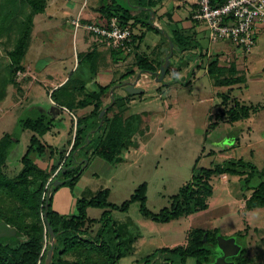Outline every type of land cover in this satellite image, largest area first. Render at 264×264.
Instances as JSON below:
<instances>
[{
	"label": "rangeland",
	"instance_id": "obj_1",
	"mask_svg": "<svg viewBox=\"0 0 264 264\" xmlns=\"http://www.w3.org/2000/svg\"><path fill=\"white\" fill-rule=\"evenodd\" d=\"M114 1L127 8L137 6L139 2V0ZM101 3L102 0H54L53 4L49 2L44 13L35 15L32 42L24 60L34 69L31 70L33 75L27 77L35 81L30 88L23 90L14 87L11 81L19 84L18 79L23 76L17 73L14 78L10 59L5 54L8 66L7 72H3L6 75L0 76V138L9 132L18 138L19 142L3 167L4 173L10 177L18 174L22 168L21 157L30 143L32 132L22 127L19 119L35 117L39 111L54 118L60 114L58 138L53 142L51 134L43 138L52 144L57 143L60 148L68 144L70 136L72 138L69 132L71 122L74 123L77 117L90 112V106L71 109L61 107L55 104L51 96L54 85L61 79H68L71 73L73 81H70V88H82L81 85L84 84L86 93L95 89L99 83L105 84L106 81L109 85L111 81H115L110 90L114 88L116 95L132 97L131 100L134 101L131 102L130 112H143L144 123L149 128L143 136L134 138L133 146L123 154L120 163L94 156L91 154L93 147L86 148L89 160L83 157L85 163L81 170L82 176L90 178V182L83 197H92L100 190L109 188L108 200L119 205L129 199L141 183L147 182V206L153 212H159L162 208L170 206L171 197L177 194L184 184L191 181L195 166L213 167L225 164L230 159L243 158L264 171V107L235 122L217 120L215 117L224 106L234 104V97L246 105H264L263 44L260 47L259 45L253 47L251 53L247 54L229 40L212 42L207 32L200 34L198 37L202 46L200 50L199 48L180 50L175 46L171 56L170 72L163 81H157L156 76L152 74L149 77L141 76V87L144 92L129 94L123 84L134 81L136 77L131 73L125 74L132 66L130 61L137 54L159 56V53L170 45L166 32L172 34V31L164 19L159 20L157 17L159 24H152L150 12L148 14L135 9L134 14L138 16L140 22L132 27L135 35H143V38L139 49L132 52L128 62L115 65L116 60L112 56L111 48L102 43L106 55L81 61L76 70L79 55L83 56L90 47L86 49L81 42L82 34L86 32L79 30L75 35L72 19L80 15L79 11L82 17L86 18L89 16V7L97 6V9ZM14 4L16 5L14 0H0V5L5 10L13 9ZM18 4L21 5L20 2ZM31 11L27 4L22 8L23 13ZM17 15L19 22L22 16ZM185 15L184 11L176 12L175 17L179 20L176 22L178 27L174 28L189 34L188 29L182 28L180 20ZM184 22L188 23L186 20ZM18 24L13 21L10 26L15 38L18 34ZM203 48L209 50L211 56L217 52L216 49H222L225 65L232 69L236 66L234 67L236 74L245 77L242 82L233 86V91L227 99L220 93L226 94L231 88L215 85L213 77L207 71L206 61L209 55L208 52L207 55L204 54ZM199 52L203 55L201 56L203 62L197 56ZM80 60H83V57H80ZM47 73L52 74L53 79H45ZM230 74L228 70L227 75ZM187 80L191 81L190 84L184 83ZM9 82L11 85L7 88ZM110 90L108 102H113L114 93L112 94ZM77 95L79 99L82 91L79 90ZM210 113L214 116L213 121H218L214 128H209ZM92 130L94 132L95 128ZM85 151L75 152L76 162H80ZM247 174H250L249 169L245 175L214 174L211 178L213 195L209 198V208L167 223L156 222L143 216L138 202L132 203L128 211L107 208L110 216L118 224L117 233L121 234L123 250H127L128 246L125 242L127 234L122 231L124 228L121 229V226H127L128 236L138 235L133 253L122 258L120 264H134L162 247L186 245L190 229L198 227L210 230L218 228L223 237H235L242 247L245 246V256L249 263L264 264V207L246 209V200L261 181V177L255 175L246 182L244 178ZM56 179L64 180L63 172ZM62 186L67 185H58ZM79 194L81 196V192ZM76 209L75 207L72 213H75ZM104 211L102 208L90 207L87 212L89 218L99 219ZM99 229L100 224H95L94 234H97ZM112 234L115 237L116 232L112 231ZM110 237V229H107L104 238L109 240ZM216 252L217 255L221 254L219 250ZM178 262L176 260L175 264ZM187 264H194V259L188 258Z\"/></svg>",
	"mask_w": 264,
	"mask_h": 264
},
{
	"label": "trees",
	"instance_id": "obj_2",
	"mask_svg": "<svg viewBox=\"0 0 264 264\" xmlns=\"http://www.w3.org/2000/svg\"><path fill=\"white\" fill-rule=\"evenodd\" d=\"M211 1L212 4H220L226 0ZM14 2L16 5L14 4L15 7L11 10H5L0 5V32L5 26H11L13 21L19 23L15 45L7 52L12 75L16 78V74L25 69L22 61L31 40L34 17L45 12L47 0H14ZM157 2L158 0H141L139 5L153 7ZM26 4L32 9L29 13L22 12V8ZM97 10L107 18L118 16L121 24L130 25L132 29L133 25L140 22L131 8L123 7L114 0L111 2L102 0ZM17 14L22 16L19 22ZM132 20L134 23H131ZM142 38L143 35L134 34V47L128 53L111 48L113 58L115 60L122 59L134 50H138ZM170 38L174 46L179 47L180 50L200 49L201 47L193 34H185L180 29H174ZM204 54L207 55V52ZM161 55L164 56L165 52L162 51ZM95 56H100L95 48L84 52L83 56L79 55L76 70L81 61L94 59ZM197 56L201 58L203 55L199 52ZM80 57H83V60H80ZM134 64L139 71L155 75L160 71L162 60H156L143 53L136 55ZM228 70H230V75H227ZM207 71L217 85L231 87V90L227 91L226 94L220 93L225 99L233 91L232 86L245 79L244 76L236 74L234 67L232 69L220 66L218 54H214L209 59ZM169 72L170 66L166 70V75ZM130 73H133V70L125 74L129 75ZM70 81H73V73L63 85L52 91L51 96L55 103L68 109L88 106L92 108L86 115L77 117L76 131H74L72 121L70 130L72 138L69 140L72 147L67 156L66 150L53 147L42 140V137L55 126V118L48 113L19 119L21 126L29 129L32 135L28 148L21 157L22 168L18 174L12 177L4 173L3 167L9 160L19 139L9 132L0 138V221H5L17 232L13 239L0 238V264H45L47 251L51 245V236L43 214L46 193L50 186L48 217L56 233L51 264H119L123 256L133 252V245L138 235L128 236L127 226H121V229L124 228L122 231L127 234L125 242L128 247L127 250H123L121 248L123 243L120 239L121 234L117 233L119 232L118 224L110 216L111 213L107 208L128 211L132 203L138 202L143 216L156 222L167 223L209 208V198L213 195L211 178L214 174L245 175L249 169L251 175L247 174L244 178L246 182L252 176L259 175L261 181L254 188L250 197L247 198L246 209L264 207V171L259 170L251 162L239 158L230 159L225 164H217L213 167L198 168L195 166L191 181L184 184L179 192L171 197L170 206L162 208L159 212H153L148 208V183L143 182L122 204L110 202L108 200L110 189L105 188L92 197H79L76 201L75 213L60 215L52 207L53 191L58 187L53 186V181L62 173L63 168L67 167L68 169L63 173L65 183L74 186L81 175V166L83 165L82 162L75 161L76 151L93 147L92 155L113 163H119L123 160V154L133 146L135 136H143L149 130L148 125L144 123L143 112H130L132 97L114 93L113 102H104V97L108 94L110 87L115 84V81L106 86L99 85L97 90L84 92L85 95L83 94L79 99L77 92L85 90L84 84L81 85L82 88H70ZM11 82L15 83L14 80ZM190 82L184 81L185 84H190ZM233 99V105L224 106L219 113L215 114L217 120L225 119L235 122L249 117L252 112H256L259 108L258 105L241 103L236 97ZM104 107H107V110L101 119L99 115ZM213 118V114L210 113L209 128H214L218 124V121H213ZM93 128H95L94 132ZM87 149L85 151L86 157L89 155ZM46 154L52 160L49 167L42 168L38 165V159ZM63 160L64 163L60 168ZM56 161H59L58 165L55 164ZM73 165L75 166L72 167ZM90 207L105 209L101 218H89L87 211ZM95 224H100L97 234H94L93 230ZM107 229H110L111 237L109 240L104 238ZM112 231L116 232L115 237ZM219 234L218 228L214 230L201 227L190 229L186 245L159 248L145 258L137 260L134 264H175L176 260L179 261L178 264H187L188 258H193L194 264H213L217 256V237ZM231 260L235 264H263L249 263L245 256V246Z\"/></svg>",
	"mask_w": 264,
	"mask_h": 264
},
{
	"label": "crops",
	"instance_id": "obj_3",
	"mask_svg": "<svg viewBox=\"0 0 264 264\" xmlns=\"http://www.w3.org/2000/svg\"><path fill=\"white\" fill-rule=\"evenodd\" d=\"M198 1L199 0H158L157 4L155 6L150 7L148 5H144V6L139 5L141 3V0H139V2L137 3V6L136 5L135 6H132L131 9H132V12L133 13H134V10L135 9H139V10L145 11V12H147L149 14V11L146 10V9H144L143 7L151 8L155 12V15H156V18L154 20L155 24H159V21H158L157 17L159 18V20L160 19H164L165 22H166V24L168 25V27L171 28L170 30L172 32H173L174 29H177V28H174V26H177L178 27V24H176V22H178L179 19H177L175 17L176 12H182V11H184L186 13V15L184 17H181L180 18V20H182V23H181L182 26H183L182 28L183 29H188L189 34H193L194 37L196 38V40L199 41L200 46H201V41H200V39L198 37H199L200 34H203V33H206L207 32V36L209 38V30H208L207 25H206V23L204 21L198 20V19H196L194 17L195 14H196V12H197V10H198V8H199ZM49 2L51 4H53L54 3V0H51V1L50 0H47V6H49ZM47 6H46V8H47ZM96 7L97 6H91V7H89V9H88L89 16H86L87 19H94V18H97V17H99L101 15L100 12L96 9ZM80 12L81 11H79V14L82 16V13H80ZM135 16H137V15H135ZM184 20H186L188 23H185ZM34 25H35V17H34ZM165 32L166 31H164V33ZM167 32H166V34H168L170 36L171 33H169V32L167 33ZM32 33H33V30H32ZM76 34L77 33H75V35ZM81 38H82L81 42L83 43L84 47H86V49L88 47H90V50L95 48L99 52L100 57L101 56L103 57V55H106L107 52H106V49H104L102 47V43H103L102 41L96 39L95 37H92L91 35H89L87 33L86 34H82V37ZM31 42H32V35H31V40H30L28 49H27V51L25 53V56L23 58V61H22L23 62V65L25 66V69L23 71H19L18 72L23 77H21V78L18 79L19 84L17 82L14 83V87L15 88H22L24 90V88H27V87L30 88V86L32 85V83L35 82V81L30 80L29 78H27L29 75H31V74L33 75V73H32L31 70H34V69H32L33 67L29 63H25V61H24L25 60V57H26V55H27V53L29 51V48L31 46ZM261 44H263V46H264V24L259 23V24H257V34H256V44H255V46L259 45V47H260ZM14 45H15V34L13 32H11V27L10 26H5L3 28V30L0 32V62H1V64H0V76H5L6 75V73H3V72H7V66H8V64H7V58H5V54H7V52L9 50H11L14 47ZM5 47H7L6 48V51H5ZM197 49L198 48H196V50ZM203 50H204L203 51L204 53L205 52H208L209 58L206 61V63H208L209 59H211L210 58L211 57L210 51L209 50H206L205 48H203ZM216 50H217V52L212 53V54L213 55L214 54H218L219 55V65L220 66L222 65V66L228 67L227 65H225L224 60H223L224 59L223 50L222 49H216ZM162 51L165 52L164 50H162ZM246 53L249 54V53H251V51L250 52H246ZM131 55H132V53L130 55H128L127 57H125V58L116 60L115 65H120L121 64L120 62H128V60H129V58H130ZM6 56L8 57V55H6ZM164 56L161 55V53H159V56H153V57L151 56V58H155L156 60H158V59H161L162 60V58ZM201 61L203 62V57L201 58ZM238 61L240 62L241 61V58L238 59ZM2 62H4V64ZM134 62H135V57L130 61V64H132V66H130L129 69L127 70V72H130L131 70H133V73H131L132 76H135V75H137L140 72L137 69V67L135 66ZM112 63H114V62L112 61ZM206 66H207V64H206ZM233 67H236V66H233ZM36 74H38V73H36ZM46 78L53 79V76H52V74L47 73L46 76H45V79ZM66 80L67 79H61L60 81H58V83H56L54 85L53 90L56 89V88H58V87H60L61 85H63L66 82ZM112 82L113 81H111L109 84H111ZM10 85L11 84L9 82V85H6L7 88H9ZM99 85L106 86L107 84H106V81H105V84L99 83ZM99 85H96V88H95L96 90L99 88ZM215 85L218 86L217 84H215ZM224 87H229V86H224ZM229 88H231V87H229ZM232 88H233V86H232ZM95 89H91V91H93ZM84 92H85V90L82 91V95L84 94ZM110 92H111V90H110ZM108 94L104 97V102L105 103H108V101H109L110 96ZM117 95H119V94H117ZM77 96H79V95H77ZM79 98H81V96ZM132 101H134V100L132 99L131 102ZM131 102H130V105H131ZM55 104H57V103H55ZM257 105L259 106L258 110L259 109H263V107H264V105H260V104H257ZM63 107L64 108H67L65 106H63ZM91 108L92 107L90 106V109ZM41 113H44V112L39 111L38 115L41 114ZM60 119H61L60 118V114H58L56 116V118H55V126L52 128L51 131H49L48 133L45 134V135L51 134V137H50V138H52V141L51 142H53L56 138H58L57 133L60 130V126H61ZM71 124H72V122H71ZM69 132H70V127H69ZM44 136L42 137V140L44 142H46L47 144H49V145H51L53 147H59V145L57 143L52 144V143L48 142L47 140H44L43 139ZM138 136H140V135L135 136V138L137 139ZM70 138H71V136L69 137V140H70ZM69 140H68V144L66 143L64 145V147H60L62 150H66V153L68 152V150L71 147V144L69 143ZM83 151H84V149H83ZM83 157H86L85 152H84V156H82V159H83ZM87 158L89 160V157H87ZM82 159L80 160V162H82L84 164L85 161H84V159L83 160ZM51 160L52 159H49V155L46 154L45 156H43L42 158H40L38 160V165L40 167H42V168H47V167L50 166ZM82 172H83V170H82ZM82 172H81L80 177L75 182L74 186H70L69 185V187H67L68 184L63 183L64 185H67V186L57 187L53 191V206L52 207L60 215H68V214H71L73 212L74 208L76 207V201H77V199L79 197H81V196L83 197L84 194H85V192H86V190L89 188L88 187V185H89L88 182H90V178H88L86 176L85 177L82 176ZM80 192H81V196L79 194ZM133 247H134V245H133ZM133 251H134V248H133ZM126 256H128V255H126ZM126 256H123L122 258H124ZM119 264H120V262H119Z\"/></svg>",
	"mask_w": 264,
	"mask_h": 264
},
{
	"label": "built area",
	"instance_id": "obj_4",
	"mask_svg": "<svg viewBox=\"0 0 264 264\" xmlns=\"http://www.w3.org/2000/svg\"><path fill=\"white\" fill-rule=\"evenodd\" d=\"M198 4L199 8L194 17L206 23L212 42L229 40L245 52L253 49L256 44L257 24H264V0H226L220 4H212L211 0H199ZM72 25L75 33L83 30L112 49L122 50L124 53L133 50L134 30L130 25L121 24L118 16L107 18L100 15L87 19L78 15L72 19ZM150 74L142 72L141 76L149 77ZM137 86H141V77ZM76 129L77 118L74 121V131ZM63 163L64 160L60 168Z\"/></svg>",
	"mask_w": 264,
	"mask_h": 264
},
{
	"label": "water",
	"instance_id": "obj_5",
	"mask_svg": "<svg viewBox=\"0 0 264 264\" xmlns=\"http://www.w3.org/2000/svg\"><path fill=\"white\" fill-rule=\"evenodd\" d=\"M144 9L148 10L150 12V22L152 24H155L154 20L156 18L155 12L148 7H143ZM170 39V45L166 48H164L165 51V56L162 58V64L160 65V71L155 74L156 80L161 82L163 81L164 77L166 76V70L171 64V56L174 52V43L171 40L170 36L168 35ZM142 72L140 71L134 81H128L125 82L123 85H125V90L129 94H134V93H143L144 89L141 86H137V82L141 77ZM111 93H114V88L111 89ZM114 100V98H113ZM56 108V107H55ZM107 110V107L101 110L100 112V118L102 119L104 117V114ZM87 162V161H86ZM56 165H58V161L55 162ZM73 165L72 167H74ZM68 168L65 167L63 168L62 172L64 173ZM65 183V180H60L56 179L53 181V186H58L59 184ZM51 186L49 187L47 193H46V203H45V210H44V220L47 225V229L50 233V247L47 251L46 255V260L45 264H51L52 261V255H53V249L55 245V237L56 233L51 225V222L48 217V208H49V198H50V192ZM16 229L11 227L8 223L5 221L1 220L0 221V238H8V239H13L16 237ZM206 237V236H205ZM217 250L221 252L220 255H217L213 264H235L233 260H228V257H234L237 256L241 250L243 249L242 245L238 242V240L235 237H230V238H225L221 234L218 235L217 237Z\"/></svg>",
	"mask_w": 264,
	"mask_h": 264
},
{
	"label": "flooded vegetation",
	"instance_id": "obj_6",
	"mask_svg": "<svg viewBox=\"0 0 264 264\" xmlns=\"http://www.w3.org/2000/svg\"><path fill=\"white\" fill-rule=\"evenodd\" d=\"M126 86L124 85V88H125ZM231 260V259H230Z\"/></svg>",
	"mask_w": 264,
	"mask_h": 264
}]
</instances>
